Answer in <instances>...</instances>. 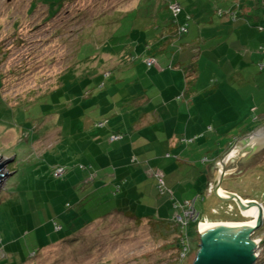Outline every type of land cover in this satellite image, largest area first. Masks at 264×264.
Listing matches in <instances>:
<instances>
[{"label": "rangeland", "instance_id": "obj_1", "mask_svg": "<svg viewBox=\"0 0 264 264\" xmlns=\"http://www.w3.org/2000/svg\"><path fill=\"white\" fill-rule=\"evenodd\" d=\"M199 1L212 17L225 19L218 18V12L228 10L230 0ZM139 2L137 7L138 0H0V158H11L0 189V264H193L200 248L199 223L185 231L191 248L186 257L179 256L176 235L157 229L159 221L182 215L184 202L193 201L187 193L170 200L167 193H156L152 204H144L140 211L132 205L137 217H147L141 221L111 214L115 204L88 197L98 181L92 179L97 167L90 160L93 146L86 140L89 121L107 118L100 107L120 101L127 91L121 87L146 84L145 53H159L162 61L160 52L169 41L173 51L184 46L175 37L158 49L154 39L165 34L163 22L160 36L156 28H149L157 3ZM231 2L241 9L245 4ZM249 2L264 11V0ZM197 4L184 8L186 18L192 17ZM217 20L208 26L217 25ZM207 34L211 35L209 28ZM213 35L219 39L230 32L218 30ZM262 58L254 74L264 71ZM206 62L203 56L201 71ZM220 62L212 66L225 79L228 71ZM216 81L220 83L219 78ZM242 152L248 153L238 155L241 165L224 185L264 207V148L250 158L253 148ZM56 168L64 169L62 177L54 176ZM191 171L180 174L194 179L198 173ZM228 203L206 194L195 205L198 220H250L236 204L229 210ZM97 219L101 220L82 228ZM252 239H260L255 264H264V221Z\"/></svg>", "mask_w": 264, "mask_h": 264}, {"label": "crops", "instance_id": "obj_2", "mask_svg": "<svg viewBox=\"0 0 264 264\" xmlns=\"http://www.w3.org/2000/svg\"><path fill=\"white\" fill-rule=\"evenodd\" d=\"M153 1L158 7L149 18V28H156L160 36V23L163 22L165 32L161 39H154L158 49L171 39L170 22L187 25L186 34L177 39L184 46L173 51L174 46L169 41L166 50L160 52L162 61L157 58L159 53H145V61L150 58L156 61L151 67L145 62L149 68L146 84L121 87L127 91L120 101L100 107L103 117L107 118L98 122L90 120L87 129V143L94 149L90 160L94 162H91L93 167H97L92 179L95 176L93 181L98 180L95 183L98 188L93 184L96 190L88 197L101 204L107 201L115 204L111 214L127 211L137 216L132 205L137 204L136 209L140 211L144 204H152L154 194H159L155 173L166 175L164 180L169 192L165 196L169 200L173 196L177 198L179 193H187L186 198L193 201L184 203L196 205L206 194L212 195L219 175L214 165L227 149L264 126V71L261 75L254 74V67L263 60L260 47L264 45V11L258 12L259 7L249 0H245L242 9L230 0L228 10L218 12V18H225L221 21L212 17V11L199 0H186V4L180 0ZM174 2L182 6L177 24L170 10ZM195 2L198 4L192 9V17L186 18L184 11L187 9L184 8ZM139 3L138 0L137 7ZM159 8H163L164 13L159 12ZM239 11H242V20ZM253 14L255 17L248 19ZM216 20L217 25L208 26ZM250 24L258 30L246 29ZM207 28L211 35L207 34ZM218 30H228L230 36L217 39L213 33ZM120 46L122 44L118 48ZM147 50H151L148 45ZM203 56L207 62L201 71ZM219 60V65L228 71L225 79H221L212 66L218 65ZM249 63H253V68L248 67ZM114 136L121 138L112 140ZM252 145L241 149L238 155ZM237 165L239 168L240 162ZM191 169L198 173L194 179L180 174L182 171L192 173ZM225 179L222 189L246 200L231 186H225ZM187 188V191L180 190ZM111 191H116V200L112 199ZM227 207L233 210L235 203L229 202ZM213 211L217 212V208ZM231 221L237 222H213Z\"/></svg>", "mask_w": 264, "mask_h": 264}, {"label": "water", "instance_id": "obj_3", "mask_svg": "<svg viewBox=\"0 0 264 264\" xmlns=\"http://www.w3.org/2000/svg\"><path fill=\"white\" fill-rule=\"evenodd\" d=\"M253 144V152L248 158L264 148V126L251 135L239 139L227 149L224 155L214 165L219 169V175L212 187L213 194L223 202H234L241 210L243 216H253V223H206L199 225L200 248L193 264H255L257 255V242L252 236L264 221V207L255 200H243L234 192L225 191L222 185L226 176L238 168L237 161L248 152L238 157L239 151ZM247 158V159H248ZM11 158L3 161L0 158V189L7 174L4 168Z\"/></svg>", "mask_w": 264, "mask_h": 264}, {"label": "built area", "instance_id": "obj_4", "mask_svg": "<svg viewBox=\"0 0 264 264\" xmlns=\"http://www.w3.org/2000/svg\"><path fill=\"white\" fill-rule=\"evenodd\" d=\"M170 10H171V13L173 15V18L175 20V22H177L178 20V17L179 15L181 14V11H182V6L179 2H174V3H171L170 4ZM187 32V25H183V26H180L179 28V34L180 35H184L186 34ZM261 49V52L264 56V45L260 47ZM146 64L148 67H151L153 66L154 64H156V61L155 59L153 58H150V59H147L146 61ZM121 138L120 136H114L112 138V140H117ZM64 174V169L62 168H56L54 170V176L56 178L58 177H62ZM155 178H156V181H157V188H158V191L159 193H161L162 195L167 193L168 192V188L166 187V184H165V180H164V176L162 173H155ZM182 209H183V213L182 215L176 217V223L179 224L182 228V234H186V229H187V226L189 225V223L191 221H197L198 218H199V213H197L196 209H195V203H186L184 206H182ZM201 221H198L199 225L202 223H200ZM185 238H187V236H184ZM183 238L182 242L184 243L183 244V257H186L187 254L191 251V248H190V245H188V242L186 243V239ZM261 242V241H260ZM259 256V254H258Z\"/></svg>", "mask_w": 264, "mask_h": 264}, {"label": "trees", "instance_id": "obj_5", "mask_svg": "<svg viewBox=\"0 0 264 264\" xmlns=\"http://www.w3.org/2000/svg\"><path fill=\"white\" fill-rule=\"evenodd\" d=\"M174 21V23L175 24H177L176 22H175V20H173ZM178 21V20H177ZM184 24H178V25H170V28H172V31L173 32H171L170 33V37H171V39L172 38H177V39H179V38H181V36H183V35H180L179 34V28H180V26H183ZM176 26V27H175ZM54 172V171H53ZM115 214V213H114ZM123 215H126V216H128V217H132V219H135V220H137V221H141V220H145L144 218H139V217H137L134 213H132V212H127V211H125L124 213H122ZM108 215H111L110 213L108 214ZM109 217V216H108ZM101 218H103V216L101 217ZM99 220H101V219H97V220H95V221H88V223L87 224H85V226H83L82 228H85L86 226H88V225H90L91 223H94V222H97V221H99ZM148 221H150V220H148ZM152 221V220H151ZM198 221L199 220H197V221H191L190 223H189V225L187 226V228L192 224V223H194V224H196L197 225V223H198ZM159 224H160V226H159V228L157 227V229L160 231V232H162V233H166V234H168V233H170V234H174V235H176V238H177V240H176V249L178 250V252H179V256L181 257L182 255H183V248L185 247H183V242H182V240H183V238H185L184 236H187L188 234L186 233V234H182V228H181V226L179 225V224H177L176 223V220H174V221H159L158 222ZM81 228V229H82ZM161 230H163V231H161ZM165 230V231H164ZM188 237V236H187ZM186 239V243L188 242V238H185ZM67 240V239H66ZM60 242H62V241H65V239L64 240H59ZM188 245H189V243H188Z\"/></svg>", "mask_w": 264, "mask_h": 264}, {"label": "bare ground", "instance_id": "obj_6", "mask_svg": "<svg viewBox=\"0 0 264 264\" xmlns=\"http://www.w3.org/2000/svg\"><path fill=\"white\" fill-rule=\"evenodd\" d=\"M247 217H249L250 220H248V221H246V222H232V223H243V224H245V223H253V222L256 221V218L253 217V216H247ZM206 223H215V222H203V223H201V224H206ZM216 223H221V222H216ZM257 244H258V242H257Z\"/></svg>", "mask_w": 264, "mask_h": 264}]
</instances>
